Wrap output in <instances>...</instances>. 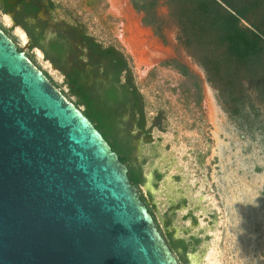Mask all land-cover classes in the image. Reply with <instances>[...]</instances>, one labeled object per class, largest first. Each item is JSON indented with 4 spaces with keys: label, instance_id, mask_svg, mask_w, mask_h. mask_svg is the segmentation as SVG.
<instances>
[{
    "label": "rangeland",
    "instance_id": "374dc122",
    "mask_svg": "<svg viewBox=\"0 0 264 264\" xmlns=\"http://www.w3.org/2000/svg\"><path fill=\"white\" fill-rule=\"evenodd\" d=\"M36 1L28 16L0 2V28L83 113L69 76L81 71L97 96L112 80L85 37L128 61L142 113L123 108L117 136L179 264H264V0H145L146 13L134 0ZM238 13L258 43L251 60L229 53Z\"/></svg>",
    "mask_w": 264,
    "mask_h": 264
},
{
    "label": "water",
    "instance_id": "95a60500",
    "mask_svg": "<svg viewBox=\"0 0 264 264\" xmlns=\"http://www.w3.org/2000/svg\"><path fill=\"white\" fill-rule=\"evenodd\" d=\"M0 264H179L127 165L1 28Z\"/></svg>",
    "mask_w": 264,
    "mask_h": 264
},
{
    "label": "trees",
    "instance_id": "16d2710c",
    "mask_svg": "<svg viewBox=\"0 0 264 264\" xmlns=\"http://www.w3.org/2000/svg\"><path fill=\"white\" fill-rule=\"evenodd\" d=\"M134 7L140 13H146L145 0H134ZM40 8L35 5H27L25 14H37ZM239 15H232L228 20L227 28L225 30L226 40L228 43L229 53L239 59H249L258 56V43L252 39L246 32L241 30L238 26L239 19L244 18L243 13ZM203 20L213 21V14L209 10L203 9ZM146 22V21H145ZM89 49L94 56H100L103 59L110 61V67L107 72V77L111 75V84L105 89L104 95L97 96L90 87L87 86L84 75L81 71L76 70L71 74L69 84L72 91L78 96L80 104L86 106L87 111L85 115L92 121L96 128L102 133L104 138L112 147L125 165L129 162L126 155L128 144L122 145L117 132L119 130V119L121 118V111L124 108L133 115L142 113L141 99L138 92L132 83L131 69L126 58L119 53L115 48H102L98 43L85 37ZM22 51L21 49H19ZM49 51L61 56L65 52V46L58 42H53L49 46ZM126 73L129 75L128 82L121 84V77ZM129 178L135 186L141 185V174L136 168L129 169ZM151 213V211L149 210ZM183 246L184 241H179L175 246Z\"/></svg>",
    "mask_w": 264,
    "mask_h": 264
},
{
    "label": "flooded vegetation",
    "instance_id": "af4514ba",
    "mask_svg": "<svg viewBox=\"0 0 264 264\" xmlns=\"http://www.w3.org/2000/svg\"><path fill=\"white\" fill-rule=\"evenodd\" d=\"M10 1L11 0H0V2H3L5 5H6V7L8 8V10H11L12 8H15V6H21V13L23 14V15H32V14H25L24 13V11L27 9V5H35V7H38V8H40V10H41V7L37 4V1L36 0H33V1H27V0H19L17 3H15V4H13V5H11L10 4ZM40 10H39V12H40ZM38 12V13H39Z\"/></svg>",
    "mask_w": 264,
    "mask_h": 264
},
{
    "label": "bare ground",
    "instance_id": "6f19581e",
    "mask_svg": "<svg viewBox=\"0 0 264 264\" xmlns=\"http://www.w3.org/2000/svg\"><path fill=\"white\" fill-rule=\"evenodd\" d=\"M23 37H24V40H25V36L23 35Z\"/></svg>",
    "mask_w": 264,
    "mask_h": 264
}]
</instances>
